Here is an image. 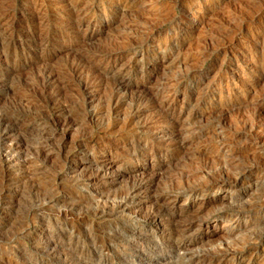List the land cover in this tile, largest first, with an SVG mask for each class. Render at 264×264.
<instances>
[{
    "label": "rangeland",
    "instance_id": "1",
    "mask_svg": "<svg viewBox=\"0 0 264 264\" xmlns=\"http://www.w3.org/2000/svg\"><path fill=\"white\" fill-rule=\"evenodd\" d=\"M17 1L16 0H5V1L0 0V5H1L0 15L3 14L2 16H0V44H1L0 46V93H1L0 94V117H1L0 118V127H1L0 128V132H1L0 133V136H1L0 138V200H1L0 201V264H108V263L109 264L111 263L112 264H129V263L130 264H133V263L134 264H138V263L139 264H178L179 263L180 264L182 261L179 259L181 257L179 255H182L184 253L182 251L176 250L174 244L176 241L178 240L180 241L181 239L185 241L189 246V251L187 255H193V253L195 254L196 252H197L196 254H199V253L206 254L207 253L211 255V251H213L215 248L218 250L217 246L218 247L221 246L220 249L223 247L221 250L223 249L227 251L230 250L229 252H236L239 256L241 257L244 256L243 264H264V215H263L264 203L262 204L258 203L259 197L264 193L263 192L264 191V142H262L263 137H264V113H263L264 112V55H263L264 54V18H263L264 17V5H263L264 0L263 1L262 0H138L139 2L137 6L130 9L129 12H127V14L122 15V17H121L120 12H115L114 10H110L111 13H109L107 16L104 15L103 9L106 7L110 8L117 0H109V1L108 0H95V1L91 0L89 6L93 2L91 6L98 8L99 12L97 14L98 16L97 20L94 21L95 24L93 23V25L88 30H87L86 24L83 25L80 29L76 28V25H74L75 20L71 18L70 14H68L66 7L60 8L59 6L54 7L53 5H49L45 7L44 10L39 12V8H40L39 5H40V2H42L43 0H27V1L17 0ZM86 1L87 0H85L84 4H86ZM256 6L258 8H256ZM12 7L15 9H13ZM259 9H262V10H259ZM249 11H251V13ZM237 13H242V14L237 15ZM254 13H256L257 15H255ZM157 14L161 15L164 19L161 18V16ZM155 15L156 17L158 16L160 20H158L159 18H156ZM252 16L254 19L252 18ZM92 17L93 15L91 16V18ZM247 17H249L250 19ZM101 18L103 20H101ZM135 21L140 22V23L143 22V24L145 25L142 26L143 25L142 24V25H138L137 27L135 24H132ZM150 21H153L152 24L154 23L155 25L154 24L151 25ZM156 21L161 24L157 23ZM239 21L241 22V24L240 23L238 24ZM11 22L14 24H12ZM9 24H10V27H9ZM156 24H158L159 27L156 26ZM146 25L147 27L145 28ZM136 27L137 29H135ZM132 28L133 30H131ZM43 31H46V32H43ZM83 33L84 35H82ZM133 33H134V36H133ZM16 34L19 36H17ZM120 35H122L123 37ZM39 38H42V39H39ZM37 39H39L40 41ZM139 39H141L140 40L141 42H139ZM113 41H115L117 45L115 44V42L113 43ZM82 42L83 44L86 43L84 45V48L82 47L83 45L80 46ZM129 42L130 44H128ZM18 43L20 46L18 45ZM109 43H110V46L108 45L109 46L108 47L107 44ZM124 43H125V46H124ZM136 43L138 47L136 46ZM141 43L143 45H139ZM4 44H5V47H4ZM40 44H42L41 47L43 49L40 47ZM165 45L167 46L165 47ZM104 46L106 48H104ZM96 47L97 48L99 47V48L96 49ZM101 48L102 50H100ZM120 49H122V51H120ZM161 49L163 51H161ZM101 51L103 52L105 51V53L102 52L101 54ZM92 52H94L93 53L94 55L92 54ZM30 53L32 56L30 55ZM112 56L118 57L116 67L123 69L124 74L125 73L128 74V75L127 74L125 75L126 77L125 80H126L127 88H129L131 92L136 91L134 92L136 94H139L141 92L143 94H149L152 92H156L159 86H161V84L163 83L161 81H164L165 78L166 80H170L171 85L169 89L172 90L174 88L177 90V96H176L177 99L174 103H172L171 111H170L171 112L170 115L171 114L172 115L169 118H172V121L177 118L178 126H181L182 124H186L178 128L180 129V132L183 134V136H186V137L189 136L190 143L188 144V148L187 150H185L183 156H185V158H189V160L191 159L190 161H187L184 159H183L184 161H181V160L179 161L177 157V158H174L173 161H170L169 163H167V156L171 154L170 153L171 151L169 147L167 146V143L166 144L164 143L166 142V138L163 137L166 134L165 129L167 125L164 124L166 122H162V123L153 122L152 118L154 117L153 115L154 111H150V112L147 111L148 113L144 112L139 118H137L138 119L137 122L139 121L138 123H140V125H143L144 123H146L145 120H147V126H143L145 128V132H144L145 134L141 133L136 137L131 136V134L126 131L119 130L120 126L107 133L104 131V129H102L103 127H101L100 121L93 120V121H89V123L88 122L86 123L84 121L86 114L88 112H93L97 108L96 105H98V107L101 105L102 106L107 105L105 104L108 102V99H109L107 95L109 94V91L111 92V89H108V87L110 88L113 86V80L110 79L111 78L110 75L105 74V70L109 62L108 58ZM4 58H6V60ZM84 58L86 59V61L83 60ZM129 58H131V60ZM82 60L85 62H83ZM40 62L44 63V65L42 64L40 65ZM47 63L50 65L51 68L49 67ZM71 64L72 65L74 64V65L71 66ZM95 64H98V65H95ZM2 65L4 66L2 67ZM82 65L87 71L83 67H81ZM109 65L112 66L113 63H110ZM66 66L68 67L65 68ZM69 66L71 69L69 68ZM74 66L75 68H73ZM91 66L93 68L95 66L96 67L93 70ZM56 67H58L59 69ZM42 68L46 70H43ZM62 68H63L64 73L62 72ZM137 68H141V69L137 70ZM10 69H12V71ZM70 72H73V73H70ZM87 72L88 73L90 72V73L88 74ZM96 72H98V74ZM130 72L132 73V75ZM49 73L50 75H48ZM181 73L183 74V76L181 75ZM12 74H16V75H13L12 77L11 76ZM58 74L59 76H56ZM61 74H63V76ZM71 75H73L74 79L72 78ZM87 75L89 76L86 77ZM49 76H52V78L54 79L53 84L48 83ZM54 76L56 78L60 77V79L56 80ZM80 76H83V77L85 76V77L81 78ZM90 76L92 77L90 78ZM95 77H97L101 83L99 82L98 79H95ZM92 78L94 81L92 80ZM37 79L41 82H39ZM75 79L77 81H75ZM42 81L44 82L46 81V82L44 83ZM103 82L104 83L106 82L105 84H108L109 86H106ZM85 83L86 84L87 83L96 84V85L98 84L97 89L95 90V92H93L94 94L88 93ZM172 83L175 85H173ZM35 84H37L36 85L37 87H35ZM30 85L31 87L34 86V89L30 87L29 88L30 91H28L29 89L26 90L27 86L29 87ZM156 85L158 86V88ZM38 86H40V88ZM11 88H12V91H11ZM57 88H58V91H57ZM59 88H61L63 92H60L61 89ZM52 89L53 91L56 92V94L55 92L53 93ZM65 89H67L66 90L67 92L65 91ZM71 89L72 91L75 90L74 93H72ZM44 90H46L47 94L44 93L45 92ZM104 91H106L107 93L105 94ZM97 92H99V94ZM36 93L38 95H36ZM203 93H205V95ZM104 94L108 98L107 101H106L105 96H103ZM66 95H68L69 97ZM78 95L79 96L81 95L82 98L80 96L81 99H78ZM59 96H61V98ZM63 96H65L67 100L64 99L65 97ZM20 97L21 98L24 97V98L21 99ZM62 97L64 100L68 101L69 103L64 101ZM97 97H100V98H97ZM56 98L58 99V101L62 102L64 105L61 103L63 106L56 107L58 106L57 105L58 101ZM74 98H76L77 100ZM35 99H37L38 101ZM97 99H99V101L100 100L102 101L99 102ZM22 100L24 104H22L21 106ZM74 100L76 101V103ZM90 100L92 102H90ZM28 101H29V105L27 107ZM52 102L53 103L55 102L56 105L55 103L53 104ZM127 102L131 103L130 98H129V101ZM130 103L128 105H131ZM169 103L170 101H168L166 105H168ZM33 104H35L37 109L33 107ZM68 104L71 106H69ZM53 105L55 106V109ZM51 106H53V109ZM80 106H82L84 110ZM62 108H65L67 110L63 111V115L62 114L59 115L61 113L60 110H62ZM121 109L123 110H121V113H119V115L121 114L122 116H125L124 114L127 115L126 112L131 111V107L129 106L126 107V105H124ZM53 111L54 113H52ZM69 111L72 113V115L71 113H69ZM243 112L245 115L243 114ZM246 112H248V114ZM255 112H258L260 116L257 117L255 122L251 121L252 122L251 123L249 122L250 121L249 119L253 116V113ZM11 114H14V116ZM8 115L10 116L11 120L9 119ZM40 115H42L41 118L38 117ZM68 115L70 116V118H68ZM71 117L72 118L74 117L73 120L76 119L77 123L74 126H72V128L67 129L68 132H66L65 130H63L64 125L62 126V124H63V121L66 119L72 120ZM79 117H82L84 119L82 120V124L80 123L82 118L80 119ZM239 117H242V118H239ZM6 118L8 121L6 120ZM63 118L65 119L63 120ZM54 120L56 122H54ZM3 121H4V125L3 123H1ZM9 122H11L10 123L11 126ZM95 122L96 123L98 122L99 124L98 123L96 124ZM151 123L153 124L151 125ZM232 123L235 126H233ZM49 124H52L55 127V129L52 125H49ZM157 124L160 126H158ZM77 125L78 126L80 125L79 126L80 129L77 127ZM8 126L10 127L13 126V127L10 129V127L7 128ZM81 129H84L85 131L83 130L81 131ZM146 129L149 131V133ZM1 130L4 132L2 133ZM188 131H190V133ZM13 132L15 134H19V133L20 134L17 135L18 136L17 137L15 136ZM61 133H62V136H61ZM86 133H89V134H86ZM157 134L159 136H157ZM45 135L48 137L50 142L48 141ZM150 135L155 136L154 138H155L156 143H154V146L151 145L152 143H150L149 145L145 143L146 137L149 138ZM253 136H255L256 139ZM16 138L18 139L16 140ZM54 138L56 139L54 140ZM71 138L72 139L74 138V139L72 140ZM209 139H211L212 141ZM46 141H48L50 145ZM55 141L56 142L61 141L58 144H55L57 145L55 146L56 148L54 147V144H52V143H56ZM159 142H162V143H159ZM223 142L224 143L227 142L225 143L226 145ZM3 143H5V145ZM13 144L15 145L13 146ZM69 144H71L73 147L71 145L69 146ZM82 144L84 146H82ZM113 144L116 146H114ZM4 146H5V149H4ZM220 146L221 148H219ZM67 147L68 149L70 147L74 149L71 148L69 149L70 151L68 152ZM117 147H119V149ZM151 148L155 149V151L157 150L159 152V155L154 156L151 152ZM217 148L220 150L218 151ZM56 149L60 152L59 153L56 152L57 151ZM93 151H95L96 153ZM12 152L15 154L14 156ZM204 154L205 155L208 154L207 156L208 159H206V156ZM188 155H190L191 157ZM216 155L218 156L217 158H216ZM10 156H13V157H11L10 159ZM15 156H18V157H15ZM210 156L211 158H209ZM106 157H110L114 162L113 166L111 167V171L116 172L117 169L120 171H117L118 173L114 172V174H109L104 178H98L96 177V175L98 174L100 165L106 162ZM201 157L204 160H202ZM8 159H10V161ZM15 159L17 160L18 163L16 162ZM156 159L159 161H157ZM177 159H178V162H177ZM195 159L197 161H195ZM205 159L208 160V162ZM210 159L211 160L214 159L212 160L214 161L213 164ZM216 160H218L220 163L218 164L217 163L218 161ZM186 161L189 162V165H187L186 167L187 168L189 167L190 169L185 168V166L180 168V165L182 166L184 162L185 164L187 163ZM191 161H194L193 162L194 164H191ZM198 161L199 163H197ZM58 164L59 165L61 164V165L59 166ZM204 164L207 167L209 166L208 169ZM221 164L222 165L226 164L224 167L226 168V171L227 170L229 171L227 172L229 173L228 177L231 179V181H233L234 179L240 180V183L238 187L236 188L237 190L230 189L229 191V188H227V190L221 189V191L219 190L216 192L207 193L205 197L203 196L200 199H195L196 200L195 202L191 200L187 201V195L184 192H182L181 189L185 188L184 186L193 187L199 184H201V186L205 185V182L209 181L208 178L211 179L213 177L212 171L215 172L217 168L219 169L223 167L221 166ZM7 165H10V166H7ZM178 165H179V168H178ZM193 165L195 166L196 169L194 168ZM213 165L215 167H213ZM218 165L220 166L218 167ZM227 165L229 167H226ZM192 166H193V169H191ZM169 167H172V169ZM197 167L201 168V172H200V169H197ZM7 168L9 169L7 170ZM213 168H216V169H213ZM230 168L232 169L230 170ZM252 168H258L259 170L263 169V171L254 172L251 174L250 171ZM152 169L156 174L159 173L157 174L158 177L156 176L155 182L150 185L151 188L148 189V191L141 192L140 195L135 196L136 208H133L132 210H130V212L129 211L120 212L118 209L111 208V205L113 203L114 204L112 205V207H114L116 202L121 201L122 198L125 197V195L129 191L127 187L131 188L132 186L130 185H133L131 184L133 183L132 181L133 179H136L140 175V173L143 171H145L146 175L149 176L150 171ZM166 169L169 171H167ZM193 170L195 171L193 172ZM180 171L181 172L183 171L184 173L183 172L181 173ZM209 171L211 174L209 173ZM162 173L164 174V176ZM88 174L89 175L91 174V176H89L90 178L88 177ZM10 175L12 176V178L10 177ZM200 175L202 176L205 175L207 176V178L205 176L204 177L206 179L203 177H200ZM194 176H196V178H194ZM170 177L171 179H169ZM182 179H184L183 180L184 182H182ZM198 179L200 180L198 181ZM130 180L132 181L131 183H130ZM178 180L180 182H178ZM185 180L186 182L188 181L189 182L185 184ZM17 181H19L20 183L19 182L17 183ZM194 181L197 183H195ZM202 181H204V183ZM175 182L177 184L179 183L180 184L177 185ZM168 183L171 185H169ZM180 185H184V186L181 187ZM175 188L179 190L176 191ZM104 193H108L109 195L108 194L106 195ZM115 195H117L118 197ZM164 197L170 198V200L174 198L175 200L172 199L173 204H171V203H168L167 201L166 202L162 201ZM118 198L119 199L121 198V199L119 200ZM158 198H161V199H158ZM105 199L106 201H108L107 203ZM156 199L159 200L158 202L159 204L161 203L163 205L162 206L164 207L163 209L169 210L168 213H170L173 216V218L176 221V226L181 228L180 230L182 232L181 231L175 232L174 229L168 227L169 226L168 222L171 216L167 215V213H166V216H164L163 225L158 226L157 228L150 226L148 223L144 221L145 219L143 217L139 218L140 216L138 217L137 215L133 213V211L137 210V208H140V215L142 216L141 212L143 213L148 212L149 210H152V208L158 209L157 205L159 204L157 202H154L156 201ZM96 200L99 202H97ZM103 200L105 201L106 204L103 202ZM110 201H112V203ZM139 201H140V204H138ZM85 202L88 204V207L85 205ZM98 204L100 206H98ZM246 204L252 205L253 209L245 208ZM65 205H66V209H65ZM59 206L61 207L59 208ZM101 206L104 208H102ZM227 206L229 208H227ZM83 207H85V209ZM212 207H213V210H212ZM93 208H96V209H93ZM109 208L112 210L114 209V211L110 210ZM196 208H199V209H196ZM238 208L239 210H242V212L244 213L241 218H238L235 213L238 211ZM92 209L93 211H91ZM103 209L106 212L105 214H102L104 212ZM178 212L179 213L182 212V214L178 215ZM92 213H95L96 215ZM119 213L122 214V217H120L121 214ZM124 214L128 218L125 217ZM133 214L136 217H134ZM185 215L186 217L188 216V218H186ZM71 217H73V219ZM234 218H237V219H234ZM137 219L138 220L141 219L142 222L139 220L140 222L139 224ZM185 219L187 220L185 221ZM72 221H74L73 222L74 225L72 224ZM180 222L182 224H179ZM185 222H188V223H185ZM108 228H110V231ZM128 228L130 230H128ZM162 230L163 231L166 230V231L162 233L163 232ZM181 235L182 237L183 236L184 237L181 238ZM246 239L249 242L245 241ZM234 240L235 241L237 240V241L235 242ZM231 242L232 243L235 242V244L237 245L232 244ZM244 243L246 244L244 245ZM254 243L255 244L257 243L256 244L257 246ZM238 245L241 248L242 247L243 248L237 249L236 247H239ZM159 246L160 248H157ZM224 246L226 248H224ZM57 247H60V248H57ZM190 248H193V249H190ZM237 250H240V251H237ZM216 251L214 250L213 252H216ZM99 252L100 254L102 252V254L100 255ZM178 252H181V253L178 254ZM99 255L101 257H98ZM102 256H103V259H101ZM229 264H231V262H229Z\"/></svg>",
    "mask_w": 264,
    "mask_h": 264
},
{
    "label": "bare ground",
    "instance_id": "2",
    "mask_svg": "<svg viewBox=\"0 0 264 264\" xmlns=\"http://www.w3.org/2000/svg\"><path fill=\"white\" fill-rule=\"evenodd\" d=\"M5 1V0H4ZM17 1V0H16ZM27 1V0H26ZM95 1V0H94ZM109 1V0H108ZM107 1V2H108ZM263 1V0H262ZM31 2V1H30ZM37 2V1H36ZM84 2H85V0H43L42 2H40V5H39V12H41L42 10H44V8L45 7H47V6H49V5H53L54 7H66V9H67V11H68V14H70V16H71V18H73L74 20H75V24L74 25H76V28L77 29H80L83 25H85L86 24V26H87V30L93 25V23H94V21H96L97 20V18H98V16H97V14H98V8H96V7H92L91 5H92V3H91V5L89 6V4H90V2H91V0H87L86 1V4H84ZM112 2V1H111ZM138 0H117L110 8L108 7H106V8H104L103 9V11H104V15L105 16H107L109 13H111V11L110 10H114L115 12H120L121 13V17H122V15H124V14H127V12H129V10L130 9H132V8H134V7H136L137 6V4H138ZM149 2V1H148ZM264 2V1H263ZM3 3V2H2ZM11 3V2H10ZM9 3V4H10ZM17 3H18V1H17ZM29 3V2H28ZM109 3V2H108ZM12 4H14V3H12ZM32 4V3H31ZM34 4H36V3H34ZM168 4V3H167ZM260 4V3H259ZM3 5V4H2ZM6 5H8V4H6ZM11 5V4H10ZM16 5V4H15ZM18 5V4H17ZM175 5H176V3H175ZM251 5V4H250ZM264 5V4H263ZM262 5V6H263ZM1 6V5H0ZM35 6V5H34ZM105 6V5H104ZM165 6V5H164ZM168 6V5H167ZM252 6V5H251ZM257 6H259V5H257ZM256 6V8H258ZM14 7H16V6H14ZM18 7V6H17ZM28 7V6H27ZM249 7V6H248ZM3 8V7H2ZM6 8V7H5ZM8 8V7H7ZM13 8V7H12ZM35 8V7H34ZM49 8V7H48ZM139 8V7H138ZM191 8V7H190ZM11 9V8H10ZM10 9H8V10H10ZM13 9H15V8H13ZM23 9V8H22ZM56 9H58V8H56ZM137 9V8H136ZM140 9V8H139ZM2 10V9H1ZM4 10V9H3ZM251 10H252V8H251ZM255 10V9H254ZM259 10H262V9H259ZM7 11V10H6ZM48 11V10H47ZM51 11V10H50ZM164 11V10H163ZM242 11V10H241ZM244 11H246V10H244ZM3 12V11H2ZM196 12V11H195ZM250 13H251V11H249ZM248 12V13H249ZM254 12V11H253ZM12 13V12H11ZM14 13V12H13ZM24 13H26V12H24ZM35 13H37V12H35ZM45 13H47V12H45ZM62 13V12H61ZM66 13V12H65ZM169 13V12H168ZM243 13V12H242ZM242 13H237V15L239 14V15H241ZM48 14H50V13H48ZM52 14V13H51ZM100 14V13H99ZM154 14V13H153ZM163 14H165V13H163ZM234 14V13H233ZM255 15H257L256 13H254ZM253 14V15H254ZM3 15V14H2ZM2 15H0V16H2ZM5 15V14H4ZM27 15V14H26ZM40 15H42V14H40ZM45 15V14H44ZM56 15V14H55ZM93 15V17L91 18V16ZM113 15V14H112ZM130 15V14H129ZM157 15H159V14H157ZM16 16V15H15ZM20 16V15H19ZM28 16V15H27ZM49 16V15H48ZM104 16V17H105ZM144 16H146V15H144ZM154 16V15H153ZM159 16H161V15H159ZM232 16V15H231ZM11 17V16H10ZM13 17V16H12ZM29 17V16H28ZM38 17V16H37ZM37 17H36V19H37ZM43 17V16H42ZM62 17V16H61ZM110 17H111V15H110ZM155 17H156V15H155ZM165 17V16H164ZM171 17V16H170ZM236 17V16H235ZM238 17V16H237ZM34 18V17H33ZM48 18V17H47ZM156 18H159L158 16L156 17ZM155 18V19H156ZM161 18H163L162 16H161ZM247 18H249V17H247ZM252 18H253V16H252ZM264 18V17H263ZM154 19V20H155ZM164 19V18H163ZM202 19V18H201ZM250 19V18H249ZM248 19V20H249ZM254 19V18H253ZM5 20V19H4ZM35 20V19H34ZM53 20V19H52ZM101 20H103L102 18H101ZM138 20V19H137ZM145 20V19H144ZM152 20V19H151ZM158 20H160V18L158 19ZM167 20V19H166ZM168 20H169V18H168ZM239 20V19H238ZM252 20V19H251ZM250 20V21H251ZM10 21V20H9ZM15 21V20H14ZM258 21H259V19H258ZM262 21V20H261ZM3 22V21H2ZM49 22V21H48ZM50 22H52V21H50ZM66 22V21H65ZM108 22V21H107ZM146 22V21H145ZM151 22V25H153L152 24V22L153 21H150ZM157 22V21H156ZM163 22V21H162ZM237 22V21H236ZM252 22V21H251ZM254 22V21H253ZM10 23V22H9ZM12 23V22H11ZM39 23V22H38ZM64 23V22H63ZM122 23V22H121ZM147 23V22H146ZM157 23H159V22H157ZM167 23H168V21H167ZM172 23V22H171ZM241 24V22L239 21L238 22V24ZM6 24V23H5ZM4 24V25H5ZM12 24H14V23H12ZM42 24V23H41ZM40 24V25H41ZM48 24V23H47ZM73 24V23H72ZM95 24V23H94ZM107 24V23H106ZM132 24H135L137 27H138V25H142L143 24V22L142 23H140V22H133ZM148 24V23H147ZM159 24H161V23H159ZM235 24V23H234ZM8 25V24H7ZM32 25V24H31ZM67 25V24H66ZM128 25V24H127ZM131 25V24H130ZM145 24H143L142 26H144ZM155 25V24H154ZM166 25V24H165ZM233 25V24H232ZM29 26V25H28ZM62 26V25H61ZM101 26V25H100ZM119 26V25H118ZM129 26V25H128ZM156 26H158V24H156ZM202 26V25H201ZM8 27V26H7ZM9 27H10V24H9ZM8 27V28H9ZM11 27H13V26H11ZM47 27H48V25H47ZM52 27V26H51ZM51 27H49V28H51ZM121 27H122V25H121ZM124 27H125V25H124ZM123 27V28H124ZM137 27L135 28V29H137ZM147 27V25L145 26V28ZM159 27V26H158ZM176 27V26H175ZM54 28V27H53ZM94 28V27H93ZM149 28V27H148ZM14 29V28H13ZM19 29V28H18ZM29 29V28H28ZM28 29H27V31H28ZM38 29H40V28H38ZM41 29H43V28H41ZM61 29V28H60ZM73 29V28H72ZM97 29V28H96ZM130 29V28H129ZM151 29H152V27H151ZM151 29H149V30H151ZM6 30V29H5ZM9 30V29H8ZM37 30V29H36ZM45 30V29H44ZM131 30H133V28L131 29ZM210 30V29H209ZM238 30V29H237ZM17 31V30H16ZM26 31V30H25ZM64 31V30H63ZM73 31V30H72ZM139 31V30H138ZM235 31V30H234ZM10 32H11V30H10ZM43 32H46V31H43ZM56 32V31H55ZM70 32V31H69ZM83 32V31H82ZM92 32H93V30H92ZM126 32V31H125ZM142 32V31H141ZM212 32V31H211ZM236 32V31H235ZM234 32V33H235ZM6 33V32H5ZM27 33H29V32H27ZM42 33V32H41ZM47 33H48V31H47ZM62 33V32H61ZM74 33V32H73ZM72 33V34H73ZM119 33V32H118ZM129 33V32H128ZM198 33V32H197ZM209 33V32H208ZM38 34H39V32H38ZM52 34V33H51ZM78 34V33H77ZM86 34V33H85ZM120 34V33H119ZM131 34V33H130ZM143 34V33H142ZM146 34V33H145ZM17 35V34H16ZM20 35H21V33H20ZM24 35V34H23ZM44 35H45V33H44ZM63 35V34H62ZM82 35H84V33L82 34ZM11 36H12V34H11ZM17 36H19V35H17ZM72 36V35H71ZM91 36V35H90ZM120 36H122V35H120ZM126 36V35H125ZM124 36V37H125ZM131 36V35H130ZM133 36H134V33H133ZM234 36V35H233ZM10 37V36H9ZM8 37V38H9ZM14 37V36H13ZM44 37V36H43ZM42 37V38H43ZM83 37V36H82ZM123 37V36H122ZM145 37V36H144ZM144 37H143V39H144ZM177 37V36H176ZM196 37H198V36H196ZM205 37V36H204ZM215 37V36H214ZM7 38V39H8ZM24 38H25V36H24ZM29 38V37H28ZM27 38V39H28ZM32 38V37H31ZM36 38V37H35ZM42 38H39V39H42ZM76 38V37H75ZM116 38V37H115ZM169 38V37H168ZM171 38H173V37H171ZM213 38V37H212ZM4 39H6V38H4ZM13 39V38H12ZM39 39H37V40H39ZM48 39V38H47ZM46 39V40H47ZM55 39V38H54ZM68 39V38H67ZM83 39V38H82ZM121 39V38H120ZM125 39V38H124ZM136 39V38H135ZM149 39V38H148ZM21 40V39H20ZM69 40V39H68ZM73 40V39H72ZM130 40V39H129ZM128 40V41H129ZM137 40V39H136ZM141 39H139V42H141L140 41ZM169 40V39H168ZM218 40V39H217ZM258 40V39H257ZM2 41V40H1ZM13 41V40H12ZM33 41V40H32ZM40 41V40H39ZM49 41V40H48ZM52 41V40H51ZM127 41V40H126ZM220 41V40H219ZM263 41V40H262ZM5 42V41H4ZM22 42V41H21ZM24 42V41H23ZM44 42V41H43ZM61 42V41H60ZM79 42V41H78ZM111 42V41H110ZM115 41H113V43H114ZM123 42V41H122ZM167 42V41H166ZM217 42V41H216ZM30 43V42H29ZM33 43V42H32ZM49 43V42H48ZM53 43V42H52ZM76 43V42H75ZM144 43V42H143ZM175 43V42H174ZM179 43V42H178ZM212 43V42H211ZM210 43V44H211ZM6 44V43H5ZM5 44H4V47H5ZM8 44V43H7ZM11 44V43H10ZM23 44V43H22ZM86 44V43H85ZM85 44H83V42H82V44L80 45V46H82L83 48H84V45ZM87 44H88V42H87ZM90 44V43H89ZM115 44H116V42H115ZM128 44H130V42L128 43ZM166 44V43H165ZM168 44V43H167ZM15 45V44H14ZM18 45H19V43H18ZM17 45V46H18ZM41 45L42 44H40V47H41ZM46 45V44H45ZM110 46V43L109 44H107V46ZM117 45V44H116ZM119 45V44H118ZM127 45V44H126ZM139 45H143L142 43L141 44H139ZM217 45V44H216ZM220 45V44H219ZM0 46H1V44H0ZM20 46V45H19ZM28 46V45H27ZM44 46V45H43ZM78 46V45H77ZM76 46V47H77ZM79 46V47H80ZM87 46V45H86ZM103 46V45H102ZM108 46V47H109ZM124 46H125V43H124ZM130 46V45H129ZM136 46H137V43H136ZM163 46V45H162ZM161 46V47H162ZM167 45H165V47H166ZM173 46H175V45H173ZM207 46V45H206ZM221 46V45H220ZM223 46V45H222ZM225 46V45H224ZM15 47V46H14ZM38 47V46H37ZM49 47V46H48ZM62 47H63V45H62ZM78 47V48H79ZM114 47V46H113ZM131 47V46H130ZM138 47V46H137ZM20 48V47H19ZM42 48V47H41ZM45 48H46V46H45ZM54 48V47H53ZM65 48V47H64ZM99 48V47H98ZM97 47H96V49H98ZM104 48H106L105 46H104ZM127 48H128V46H127ZM132 48H133V46H132ZM155 48V47H154ZM219 48V47H218ZM228 48V47H227ZM4 49V48H3ZM24 49V48H23ZM33 49V48H32ZM43 49V48H42ZM41 49V50H42ZM77 49V48H76ZM95 49V48H94ZM108 49V48H107ZM116 49V48H115ZM123 49V48H122ZM122 49H120V51H122ZM126 49V48H125ZM169 49V48H168ZM179 49V48H178ZM216 49V48H215ZM25 50V49H24ZM23 50V51H24ZM81 50V49H80ZM93 50V49H92ZM100 50H102V48L100 49ZM104 50V49H103ZM113 50V49H112ZM117 50H118V48H117ZM165 50V49H164ZM22 51V52H23ZM31 51V50H30ZM89 51V50H88ZM95 51V50H94ZM107 51V50H106ZM124 51V50H123ZM131 51V50H130ZM161 51H163L162 49H161ZM167 51V50H166ZM173 51V50H172ZM21 52V53H22ZM28 52V51H27ZM47 52H48V50H47ZM102 52L103 51H101V54H102ZM108 52V51H107ZM106 52V53H107ZM117 52V51H116ZM177 52V51H176ZM180 52V51H179ZM5 53V52H4ZM6 53H7V51H6ZM13 53H15V52H13ZM12 53V54H13ZM18 53H19V51H18ZM55 53V52H54ZM90 53V52H89ZM94 52H92V54H93ZM103 53H105V51L103 52ZM110 53V52H109ZM148 53V52H147ZM259 53V52H258ZM24 54H25V52H24ZM42 54V53H41ZM40 54V55H41ZM80 54V53H79ZM85 54H86V52H85ZM99 54V53H98ZM135 54V53H134ZM154 54V53H153ZM168 54V53H167ZM262 54V53H261ZM18 55V54H17ZM30 55H31V53H30ZM33 55H34V53H33ZM88 55V54H87ZM90 55V54H89ZM94 55V54H93ZM109 55V54H108ZM264 55V54H263ZM5 56V55H4ZM19 56V55H18ZM32 56V55H31ZM77 56V55H76ZM91 56V55H90ZM97 56V55H96ZM14 57H16V56H14ZM36 57V56H35ZM43 57V56H42ZM95 57V56H94ZM167 57V56H166ZM178 57V56H177ZM257 57V56H256ZM41 58V57H40ZM82 58V57H81ZM121 58V57H120ZM131 58H133V57H131ZM131 58H129L130 60H131ZM187 58V57H186ZM194 58V57H193ZM5 60H6V58H4ZM4 59H2V60H4ZM15 59V58H14ZM25 59H26V57H25ZM39 59V58H38ZM57 59V58H56ZM98 59H100V58H98ZM13 60V59H12ZM28 60V59H27ZM37 60V59H36ZM81 60V59H80ZM79 60V61H80ZM83 60H85L86 61V59L84 58ZM82 60V61H83ZM90 60V59H89ZM108 60H109V62H108V64H107V68H106V70H105V74H107V75H110L111 76V78L110 79H112L113 80V86L112 87H108V89H111V92L109 91V94L107 95L108 96V98L105 96V94L107 93L106 91H104L105 92V94L103 95V96H105V98H106V101H107V99H108V102L107 103H105V104H107V105H104V106H99L98 107V105H96L97 106V108L93 111V112H88L87 114H86V116H85V120L82 118V117H79L80 119H81V121H80V123L82 124V120H84L86 123L88 122L89 123V121H93V120H98V121H100L101 123V127H103L102 129H104V131L105 132H110V131H112L113 129H115V128H117V127H119L120 126V129L119 130H123V131H126V132H128V133H130L131 134V136H133V137H136V136H138L139 134H141V133H144L145 132V128L143 127V126H147V120H145L146 121V123H144L143 125H140V123H138L137 122V118H139L144 112H147V111H154V117L152 118V120H153V122L154 123H162V122H166V123H164V124H166L167 126H166V134L163 136L164 138H166V142H164L165 144L167 143V146L169 147V149H170V155L169 156H167V163H169L170 161H173L174 160V158H177L178 157V159H179V161L181 160V161H184V160H187V161H190L189 160V158H185V156H183L184 155V152H185V150H187V148H188V144L190 143L189 142V136H183V134L180 132V129L178 128V127H181V126H183V125H186V124H182L181 126H178V119L176 118V119H174L173 121H172V118H169L171 115H170V111H171V106H172V103H174L175 101H176V96H177V90L176 89H172V90H170L169 88H170V80H166V78H165V80L164 81H161V82H163L162 84H161V86H159V88H158V86H157V90H156V92H152V93H149V94H143L142 92L141 93H139V94H136V93H134V92H136V91H134V92H131V90H129V88H127V84H126V80H125V75L127 74V73H123V69H121V68H117L116 67V63H117V61H118V57L117 56H112V57H109L108 58ZM40 61V60H39ZM72 61V60H71ZM85 61H83V62H85ZM1 62H3V61H1ZM5 62V61H4ZM24 62V61H23ZM81 62V61H80ZM89 62V61H88ZM107 62V61H106ZM7 63V62H6ZM26 63V62H25ZM30 63V62H29ZM38 63V62H37ZM76 63H78V62H76ZM96 63V62H95ZM99 63V62H98ZM110 63H113V65L112 66H110L109 64ZM125 63V62H124ZM44 65V63H41L40 62V65ZM48 64V63H47ZM46 64V65H47ZM67 64V63H66ZM103 64V63H102ZM101 64V65H102ZM128 64V63H127ZM126 64V65H127ZM171 64V63H170ZM181 64H182V62H181ZM6 65V64H5ZM13 65H14V63H13ZM22 65V64H21ZM26 65V64H25ZM36 65V64H35ZM49 65V64H48ZM69 65V64H68ZM74 65V64H73ZM72 64H71V66H73ZM84 65H86V64H84ZM88 65V64H87ZM95 65H98V64H95ZM124 65V64H123ZM130 65V64H129ZM259 65V64H258ZM4 65H2V67H3ZM7 66V65H6ZM53 66V65H52ZM89 66V65H88ZM138 66V65H137ZM9 67V66H8ZM12 67V66H11ZM49 67H50V65H49ZM68 66H66L65 68H67ZM79 67V66H78ZM81 67H83V65L81 66ZM86 67V66H85ZM90 67V66H89ZM92 67V66H91ZM96 67V66H95ZM94 67V68H95ZM135 67V66H134ZM163 67V66H162ZM188 67V66H187ZM262 67V66H261ZM47 68V67H46ZM51 68V67H50ZM56 68H58V67H56ZM69 68H70V66H69ZM73 68H75V66L73 67ZM84 68V67H83ZM87 68V67H86ZM93 68V67H92ZM94 68H93V70H94ZM102 68V67H101ZM142 68H143V66H142ZM193 68V67H192ZM4 69V68H3ZM43 70H46V69H44V68H42ZM59 69V68H58ZM71 69V68H70ZM79 69V68H78ZM85 69V68H84ZM105 69V68H104ZM138 69H141V68H137V70ZM164 69V68H163ZM197 69V68H196ZM254 69H255V67H254ZM2 70V69H1ZM9 70V69H8ZM11 71H12V69H10ZM54 70H55V68H54ZM60 70H61V68H60ZM86 70V69H85ZM85 70H84V72H85ZM90 70V69H89ZM92 70V71H93ZM97 70V69H96ZM128 70V69H127ZM189 70V69H188ZM252 70H253V68H252ZM10 71V72H11ZM42 71V70H41ZM70 71V70H69ZM68 71V72H69ZM72 71V70H71ZM87 71V70H86ZM131 71V70H130ZM140 71V70H139ZM190 71V70H189ZM188 71V72H189ZM51 72V71H50ZM56 72V71H55ZM62 72H63V68H62ZM74 72V71H73ZM73 72H70V73H73ZM102 72V71H101ZM126 72V71H125ZM129 72V71H128ZM192 72V71H191ZM256 72V71H255ZM254 72V73H255ZM15 73V72H14ZM58 73V72H57ZM64 73V72H63ZM66 73V72H65ZM88 73V72H87ZM90 73V72H89ZM88 73V74H89ZM92 73V72H91ZM97 74H98V72H96ZM95 73V74H96ZM131 73V72H130ZM183 73V72H182ZM181 73V75L183 76V74ZM190 73V72H189ZM9 74V73H8ZM54 74V73H53ZM68 74V73H67ZM93 74V73H92ZM101 74V73H100ZM99 74V75H100ZM173 74V73H172ZM257 74V73H256ZM13 75H16V74H12L11 76L13 77ZM43 75V74H42ZM41 75V76H42ZM48 75H50V73L48 74ZM62 76H63V74H61ZM69 75V74H68ZM67 75V76H68ZM74 75V74H73ZM73 75H71L72 76V78H73ZM78 75V74H77ZM83 75V74H82ZM85 75H86V73H85ZM128 75V74H127ZM131 75H132V73H131ZM185 75V74H184ZM5 76V75H4ZM39 76V75H38ZM40 76V77H41ZM53 76V75H52ZM52 76H49L48 77V83H50V84H53V82H54V79L52 78ZM56 76H59V74L58 75H56ZM89 75H87L86 77H88ZM104 76V75H103ZM142 76V75H141ZM189 76V75H188ZM75 77V76H74ZM81 78L83 77V76H80ZM85 77V76H84ZM83 77V78H84ZM92 76H90V78H91ZM101 77V76H100ZM105 77H107V76H105ZM176 77V76H175ZM186 77V76H185ZM11 78V77H10ZM30 78V77H29ZM45 78V77H44ZM54 78H56L55 76H54ZM67 78V77H66ZM70 78V77H69ZM78 78V77H77ZM76 78V79H77ZM89 78V79H90ZM102 78V77H101ZM100 78V79H101ZM177 78H179V77H177ZM183 78V77H182ZM188 78V77H187ZM8 79V78H7ZM40 79V78H39ZM43 79V78H42ZM41 79V80H42ZM57 79H60V77L59 78H56V80ZM71 79V78H70ZM74 79V78H73ZM72 79V80H73ZM75 79V81H77ZM87 79V78H86ZM86 79H85V81H86ZM95 79H98L97 77H95ZM105 79V78H104ZM107 79V78H106ZM135 79V78H134ZM168 79V78H167ZM3 80H4V78H3ZM32 80V79H31ZM38 80V79H37ZM45 80H47V79H45ZM69 80V79H68ZM67 80V81H68ZM84 80V79H83ZM91 80V79H90ZM92 80H93V78H92ZM99 80V79H98ZM39 81V80H38ZM71 81V80H70ZM74 81V80H73ZM72 81V82H73ZM94 81V80H93ZM92 81V82H93ZM96 81V80H95ZM102 81V80H101ZM104 81V80H103ZM106 81V80H105ZM134 81H136V80H134ZM182 81V80H181ZM9 82V81H8ZM39 82H41V81H39ZM38 82V83H39ZM42 82H44V81H42ZM46 82V81H45ZM44 82V83H45ZM81 82V81H80ZM83 82V81H82ZM99 82H100V80H99ZM111 82V81H110ZM109 82V83H110ZM133 82V81H132ZM37 83V82H36ZM63 83V82H62ZM62 83H61V85H62ZM76 83V82H75ZM78 83V82H77ZM101 83V82H100ZM104 83V82H103ZM106 83V82H105ZM104 83V84H105ZM112 83V82H111ZM110 83V84H111ZM4 84V83H3ZM34 84V83H33ZM40 84H42V83H40ZM64 84V83H63ZM82 84V83H81ZM86 84V83H85ZM103 84V85H104ZM173 84V83H172ZM10 85V84H9ZM27 85V84H26ZM37 84H35V87H37L36 86ZM39 85V84H38ZM47 85V84H46ZM65 85H67V84H65ZM76 85V84H75ZM74 85V86H75ZM98 85V84H97ZM96 84H90V83H87L86 84V89H87V91H88V93L89 94H94L93 92H95V90L97 89V86ZM100 85V84H99ZM106 86H109L108 84H105ZM173 85H175V84H173ZM55 86H56V84H55ZM58 86V85H57ZM82 86V85H81ZM111 86V85H110ZM5 87V86H4ZM7 87H8V85H7ZM31 87V85L28 87L27 86V89L26 90H28L29 88ZM39 88H40V86H38ZM42 87V86H41ZM47 87V86H46ZM50 87V86H49ZM59 87H61V86H59ZM72 87V86H71ZM85 87V86H84ZM10 88V87H9ZM31 88H33L34 89V86L33 87H31ZM65 88H66V86H65ZM69 88V87H68ZM3 89V88H2ZM6 89V88H5ZM14 89V88H13ZM42 89H44V88H42ZM49 89V88H48ZM59 89H61V88H59ZM76 89V88H75ZM132 89V88H131ZM38 90H40V89H38ZM47 90V89H46ZM46 90H44L45 92L44 93H46ZM50 90V89H49ZM49 90H48V92H49ZM67 89H65V91H66ZM69 90V89H68ZM9 91V90H8ZM11 91H12V88H11ZM28 91H30V89L28 90ZM34 91V90H33ZM52 91H53V89H52ZM57 91H58V88H57ZM60 91V90H59ZM64 91V92H65ZM71 91H72V89H71ZM75 91V90H74ZM74 91H72V93H74ZM84 91V90H83ZM27 92V91H26ZM25 92V93H26ZM40 92V91H39ZM55 91H53V93H54ZM60 92H63L62 91V89H61V91ZM67 92V91H66ZM150 92V91H149ZM205 92V91H204ZM17 93V92H16ZM29 93V92H28ZM34 93V92H33ZM41 93H42V91H41ZM52 93V94H53ZM84 93V92H83ZM88 93H87V95H88ZM98 94H99V92H97ZM103 93V92H102ZM188 93V92H187ZM1 94V93H0ZM5 94V93H4ZM31 94V93H30ZM47 94V93H46ZM50 94V93H49ZM48 94V95H49ZM52 94H51V96H52ZM55 94H56V92H55ZM57 94H58V92H57ZM62 94V93H61ZM68 94V93H67ZM77 94V93H76ZM101 94V93H100ZM132 94V95H131ZM136 94V95H135ZM201 94V93H200ZM204 95H205V93H203ZM3 95V94H2ZM22 95V94H21ZM36 95H38L37 93H36ZM59 95H60V93H59ZM65 95V94H64ZM102 95V94H101ZM34 96H35V94H34ZM40 96V95H39ZM42 96V95H41ZM46 96V95H45ZM50 96V95H49ZM55 96V95H54ZM66 96H68V95H66ZM71 96V95H70ZM73 96H75V95H73ZM81 96V95H80ZM80 96L78 95V99H81L82 98V96H81V98H80ZM94 96H96V95H94ZM31 97V96H30ZM43 97V96H42ZM60 98H61V96H59ZM59 97H58V99H59ZM63 97H65V96H63ZM63 97H62V99H63ZM69 97V96H68ZM101 97V96H100ZM100 97H97V98H100ZM202 97V96H201ZM21 98V97H20ZM24 98V97H23ZM23 98H21V99H23ZM34 98V97H33ZM37 98V97H36ZM39 98V97H38ZM48 98V97H47ZM51 98H53V97H51ZM102 98V97H101ZM104 98V97H103ZM129 98H130V101H131V105H128L129 103L127 102V101H129ZM199 98V97H198ZM26 99V98H25ZM50 99V98H49ZM57 99V98H56ZM58 99H57V101H58ZM64 99H66V97L64 98ZM63 99V100H64ZM74 99H76V98H74ZM35 100H37V99H35ZM35 100H34V102H35ZM45 100V99H44ZM46 100H48V99H46ZM54 100V99H53ZM67 100V99H66ZM66 100H64V101H66ZM68 100H70V99H68ZM77 100V99H76ZM83 100V99H82ZM88 100V99H87ZM86 100V101H87ZM92 100V99H91ZM90 100V102H92ZM98 101H99V99H97ZM204 100V99H203ZM30 101V100H29ZM29 101L26 103L27 104V107H28V105H29ZM38 101V100H37ZM41 101V100H40ZM43 101V100H42ZM57 101H55V102H57ZM62 101V100H61ZM75 101V100H74ZM84 101V100H83ZM100 101H102V100H100ZM99 101V102H100ZM168 101H170V103L168 104V105H166L167 104V102ZM20 102H21V100H20ZM54 102V103H55ZM66 102H68V101H66ZM65 102V103H66ZM71 102V101H70ZM39 103V102H38ZM53 103V102H52ZM53 103V104H54ZM62 102H60V101H58V106H56V107H61V106H63L62 104H61ZM69 103V102H68ZM75 103H76V101H75ZM77 103H78V101H77ZM80 103V102H79ZM98 103V102H97ZM96 103V104H97ZM128 103V104H127ZM22 104H24L23 103V100H22V103H21V106H22ZM36 104V103H35ZM35 104H33V107H35L36 108V106H35ZM43 104V103H42ZM67 104V103H66ZM70 104H72V103H70ZM84 104V103H83ZM95 104V103H94ZM100 104V103H99ZM102 104V103H101ZM250 104H251V102H250ZM55 105H56V103H55ZM69 105V104H68ZM74 105H76V104H74ZM74 105H73V107H74ZM87 105V104H86ZM92 105V104H91ZM124 105H126V107H131V111H128V112H126L125 110L126 109H128V108H126L124 111L127 113V115L126 114H124L125 116H122L121 114L119 115V113H121V110H123V109H121ZM128 105V106H127ZM197 105V104H196ZM31 106V105H30ZM29 106V107H30ZM42 106V105H41ZM54 106V105H53ZM53 106H51L52 107V109H53ZM69 106H71V105H69ZM26 107V106H25ZM50 107V106H49ZM80 107H82V106H80ZM80 107H79V109H80ZM88 107V106H87ZM234 107V106H233ZM232 107V108H233ZM42 108H44V107H42ZM69 108V107H68ZM180 108H182V107H180ZM231 108V109H232ZM28 109V108H27ZM37 109V108H36ZM35 109V110H36ZM39 109H41V108H39ZM48 109V108H47ZM52 109H51V111H52ZM54 109H55V106H54ZM61 109V108H60ZM71 109V108H70ZM82 109H83V107H82ZM91 109V108H90ZM93 109V108H92ZM253 109H255V108H253ZM262 109V108H261ZM41 110H43V109H41ZM65 110H67V109H65V108H62V110H60L61 111V113L59 114V115H63V111H65ZM69 110V109H68ZM72 110V109H71ZM75 110V109H74ZM84 110V109H83ZM18 111V110H17ZM38 111V110H37ZM73 111V110H72ZM76 111V110H75ZM80 111V110H79ZM86 112V111H85ZM123 112V111H122ZM11 113H13V112H11ZM17 113V112H16ZM15 113V114H16ZM52 113H54V111L52 112ZM65 113H67V112H65ZM69 113H71L70 111H69ZM79 113V112H78ZM77 113V114H78ZM105 113H106V115H105ZM148 113V112H147ZM151 113H153V112H151ZM247 114H248V112H246ZM250 113V112H249ZM264 113V112H263ZM9 114V113H8ZM24 114H25V112H24ZM50 114V113H49ZM58 114V113H57ZM73 114H75V113H73ZM150 114V113H149ZM243 114H244V112H243ZM246 114V115H247ZM2 115V114H1ZM7 115V114H6ZM6 115H4V116H6ZM10 115V114H9ZM8 115V116H9ZM11 115H13L14 116V114H11ZM36 115V114H35ZM53 115V114H52ZM55 115H56V113H55ZM71 115H72V113H71ZM81 115V114H80ZM83 115H85V114H83ZM145 115V114H144ZM242 115V114H241ZM245 115V114H244ZM3 116V115H2ZM16 116V115H15ZM47 116V115H46ZM67 116V115H66ZM74 116V115H73ZM105 116V117H104ZM115 116V117H114ZM179 116V115H178ZM240 116V115H239ZM258 116H260L259 115V113L258 112H255V113H253V116L249 119L248 117V119L250 120L249 122H251V121H253V122H255V120L257 119V117ZM37 117V116H36ZM38 117H42V115H40V116H38ZM77 117V116H76ZM173 117V116H172ZM227 117V116H226ZM225 117V118H226ZM243 117V116H242ZM242 117H239V118H242ZM1 118V117H0ZM8 118V117H7ZM7 118H6V120H7ZM44 118V117H43ZM66 118V117H65ZM65 118H63V120L65 119ZM68 118H70V116L68 115ZM74 118V117H73ZM73 118L71 117V119L72 120H68V119H66V120H64L63 121V124H62V126L64 125V128H63V130H65L66 132H68L67 131V129H69V128H72V126H74L77 122H76V119H74L73 120ZM151 118V117H150ZM185 118V117H184ZM244 118V117H243ZM262 118V117H261ZM9 119H10V116H9ZM17 119V118H16ZM39 119V118H38ZM187 119V118H186ZM245 119V118H244ZM5 120V121H6ZM11 120V119H10ZM9 120V121H10ZM41 120V119H40ZM60 120V119H59ZM222 120V119H221ZM237 120H239V119H237ZM246 120V119H245ZM1 121H2V119H1ZM8 121V120H7ZM43 121V120H42ZM46 121V120H45ZM78 121V120H77ZM142 121V120H141ZM233 121V120H232ZM235 121V120H234ZM242 121V120H241ZM17 122V121H16ZM52 122V121H51ZM54 122H56L55 120H54ZM62 122V121H61ZM60 122V123H61ZM84 122V123H85ZM144 122V121H143ZM182 122V121H181ZM214 122V121H213ZM219 122H220V120H219ZM237 122V121H236ZM236 122H235V124H236ZM238 122H240V121H238ZM1 123H3V125H4V121L3 122H1ZM8 123V122H7ZM11 122H9V124H10ZM46 123H48V122H46ZM50 123V122H49ZM60 123H59V125H60ZM92 123V122H91ZM96 123V122H95ZM98 123V122H97ZM96 123V124H97ZM184 123H185V121H184ZM211 123V122H210ZM252 123V122H251ZM6 124V123H5ZM8 124V125H9ZM45 124V123H44ZM53 124V123H52ZM52 124H49V125H52ZM57 124V123H56ZM99 124V123H98ZM153 123H151V125H152ZM181 124V123H180ZM213 124V123H212ZM223 124V123H222ZM230 124V123H229ZM240 124V123H239ZM48 125V124H47ZM55 125V124H54ZM84 125V124H83ZM92 125V124H91ZM150 125V126H151ZM158 125V124H157ZM232 125H233V123H232ZM10 126H11V124H10ZM10 126H8L7 128H9ZM53 126V125H52ZM80 126V125H79ZM79 126L77 125V127L79 128ZM85 126V125H84ZM94 126V125H93ZM149 126V125H148ZM158 126H160V125H158ZM213 126V125H212ZM220 126V125H219ZM222 126V125H221ZM226 126V125H225ZM231 126V125H230ZM233 126H235V125H233ZM237 126V125H236ZM5 127H6V125H5ZM13 127V126H12ZM12 127H10V129L12 128ZM17 127V126H16ZM19 127V126H18ZM54 127V126H53ZM89 127V126H88ZM190 127H192V126H190ZM1 128V127H0ZM6 128V129H7ZM85 128V127H84ZM97 128H99V127H97ZM162 128V127H161ZM183 128V127H182ZM218 128V127H217ZM234 128V127H233ZM232 128V129H233ZM5 129V130H6ZM54 129H55V127H54ZM61 129H62V127H61ZM80 129V128H79ZM90 129V128H89ZM230 129V128H229ZM262 129V128H261ZM261 129H260V131H261ZM3 130V129H2ZM1 130V131H2ZM15 130V129H14ZM62 130V131H63ZM85 131L84 129H81V131ZM99 130V129H98ZM147 130V129H146ZM216 130V129H215ZM7 131V130H6ZM60 131V130H59ZM87 131V130H86ZM92 131V130H91ZM103 131V130H102ZM103 131V132H104ZM117 131V130H116ZM148 131V130H147ZM147 131H146V133H147ZM158 131H159V129H158ZM242 131V130H241ZM259 131V130H258ZM4 131H2V133H3ZM17 132V131H16ZM73 132V131H72ZM89 132V131H88ZM101 132V131H100ZM152 132V131H151ZM186 132V131H185ZM185 132H184V134H185ZM189 133H190V131H188ZM192 132V131H191ZM240 132V131H239ZM1 133V132H0ZM14 133V132H13ZM18 133V132H17ZM64 133V132H63ZM75 133V132H74ZM99 133V132H98ZM124 133V132H123ZM148 133H149V131H148ZM196 133V132H195ZM7 134V133H6ZM15 134V133H14ZM20 134V133H19ZM19 134H15V136H17V135H19ZM22 134V133H21ZM65 134H67V133H65ZM86 134H89V133H86ZM110 134V133H109ZM120 134H122V133H120ZM127 134V133H126ZM145 134V133H144ZM159 134V133H158ZM157 134V136H159ZM216 134V133H215ZM226 134V133H225ZM244 134V133H243ZM48 135V134H47ZM49 135H50V133H49ZM83 135V134H82ZM161 135V134H160ZM190 135V134H189ZM214 135V134H213ZM234 135V134H233ZM241 135V134H240ZM5 136V135H4ZM46 136V135H45ZM61 136H62V133H61ZM73 136V135H72ZM116 136V135H115ZM118 136V135H117ZM216 136V135H215ZM223 136V135H222ZM3 137V136H2ZM7 137V136H6ZM12 137V136H11ZM18 137V136H17ZM47 137V136H46ZM46 137H44V138H46ZM52 137V136H51ZM58 137V136H57ZM56 137V138H57ZM80 137V136H79ZM85 137V136H84ZM155 136H151L150 135V137L149 138H147L146 137V140H145V143L146 144H150V143H152L151 145L152 146H154V143H156L155 142V138H154ZM161 137V136H160ZM217 137V136H216ZM238 137V136H237ZM241 137V136H240ZM254 138H255V136H253ZM0 138H1V136H0ZM15 138V137H14ZM56 138H54V140L56 139ZM61 138V137H60ZM76 138H78V137H76ZM246 138V137H245ZM8 139V138H7ZM13 139V138H12ZM18 138H16V140H17ZM47 139H48V137H47ZM58 139V138H57ZM72 139V138H71ZM74 139V138H73ZM72 139V140H73ZM126 139V138H125ZM135 139V138H134ZM158 139V138H157ZM156 139V140H157ZM208 139V138H207ZM244 139V138H243ZM256 139V138H255ZM20 140V139H19ZM43 140V139H42ZM41 140V141H42ZM83 140V139H82ZM131 140V139H130ZM143 140V139H142ZM141 140V141H142ZM160 140V139H159ZM209 140H211V139H209ZM218 140V139H217ZM216 140V141H217ZM224 140V139H223ZM7 141V140H6ZM5 141V142H6ZM10 141H12V140H10ZM13 141H15V140H13ZM48 141H49V139H48ZM48 141H46V142H48ZM64 141V140H63ZM107 141V140H106ZM125 141V140H124ZM129 141V140H128ZM134 141V140H133ZM140 141V140H139ZM161 141V140H160ZM164 141V140H163ZM212 141V140H211ZM219 141V140H218ZM225 141V140H224ZM17 142V141H16ZM20 142V141H19ZM23 142V141H22ZM21 142V143H22ZM50 142V141H49ZM48 142V144L50 145V143ZM54 142V141H53ZM56 142V141H55ZM59 142H61V141H59ZM59 142H56V143H52V144H54V147L55 146H57V145H55V144H58ZM78 142V141H77ZM108 142V141H107ZM158 142V141H157ZM199 142V141H198ZM262 142H264V137H263V141ZM8 143H9V141H8ZM7 143V144H8ZM11 143V142H10ZM45 143V142H44ZM73 143V142H72ZM71 143V144H72ZM159 143H162V142H159ZM224 143V142H223ZM225 143H227V142H225ZM224 143V144H225ZM240 143V142H239ZM245 143V142H244ZM257 143H258V141H257ZM4 145H5V143H3ZM42 144V143H41ZM52 144H51V146H52ZM65 144H66V142H65ZM71 144H69V146L71 145ZM77 144V143H76ZM128 144V143H127ZM208 144V143H207ZM207 144H206V146H207ZM232 144V143H231ZM256 144V143H255ZM15 144H13V146H14ZM20 145V144H19ZM46 145V144H45ZM74 145V144H73ZM114 145V144H113ZM131 145V144H130ZM135 145H137V144H135ZM161 145V144H160ZM199 145V144H198ZM216 145V144H215ZM226 145V144H225ZM17 146V145H16ZM21 146V145H20ZM42 146V145H41ZM50 146V147H51ZM60 146V145H59ZM58 146V147H59ZM62 146V145H61ZM66 146V145H65ZM68 146V147H69ZM72 146V145H71ZM82 146H84L83 144H82ZM114 146H116V145H114ZM143 146V145H142ZM157 146V145H156ZM163 146V145H162ZM205 146V147H206ZM212 146V145H211ZM7 147V146H6ZM8 147H9V145H8ZM11 147V146H10ZM49 147V146H48ZM68 147H67V149H68ZM73 147V146H72ZM72 147H70L69 149H71ZM77 147V146H76ZM75 147V148H76ZM144 147V146H143ZM148 147V146H147ZM161 147V146H160ZM229 147H230V145H229ZM13 148V147H12ZM56 148V147H55ZM60 148V147H59ZM87 148V147H86ZM109 148H111V147H109ZM118 149H119V147H117ZM133 148V147H132ZM136 148V147H135ZM211 148V147H210ZM219 148H221V146L219 147ZM239 148V147H238ZM4 149H5V146H4ZM7 149V148H6ZM9 149V148H8ZM11 149V148H10ZM14 149V148H13ZM18 149V148H17ZM61 149V148H60ZM64 149V148H63ZM67 150L68 152L70 151V150ZM72 149H74V148H72ZM92 149V148H91ZM218 149V148H217ZM216 149V150H217ZM230 149V148H229ZM41 150V149H40ZM50 150H51V148H50ZM55 150V149H54ZM57 150V149H56ZM138 150H139V148H138ZM192 150H193V148H192ZM199 150V149H198ZM209 150V149H208ZM207 150V151H208ZM220 149H218V151H219ZM234 150V149H233ZM258 150V149H257ZM5 151H7V150H5ZM16 151V150H15ZM19 151H21V150H19ZM84 151V150H83ZM87 151V150H86ZM104 151V150H103ZM131 151V150H130ZM195 151V150H194ZM231 151V150H230ZM261 151V150H260ZM9 152V151H8ZM44 152V151H43ZM56 152H60V151H56ZM93 152H95V151H93ZM115 152V151H114ZM134 152V151H133ZM132 152V153H133ZM151 152H152V154L155 156V155H159V152L156 150L155 151V149H153V148H151ZM188 152V151H187ZM186 152V153H187ZM210 152V151H209ZM7 153V152H6ZM10 153H11V151H10ZM13 153V152H12ZM45 153V152H44ZM47 153V152H46ZM96 153V152H95ZM117 153V152H116ZM119 153H120V151H119ZM124 153V152H123ZM122 153V154H123ZM127 153V152H126ZM166 153V152H165ZM164 153V154H165ZM208 153V152H207ZM225 153V152H224ZM229 153V152H228ZM19 154V153H18ZM91 154H92V152H91ZM113 154V153H112ZM128 154V153H127ZM144 154V153H143ZM188 154V153H187ZM186 154V155H187ZM198 154V153H197ZM213 154V153H212ZM217 154V153H216ZM232 154V153H231ZM15 154L13 153V156H14ZM65 155H66V153H65ZM78 155V154H77ZM82 155V154H81ZM96 155V154H95ZM108 155V154H107ZM118 155V154H117ZM125 155V154H124ZM141 155V154H140ZM199 155V154H198ZM205 155V154H204ZM211 155V154H210ZM218 155V154H217ZM216 155V158L218 157ZM243 155V154H242ZM13 156H10V159H11V157H13ZM46 156V155H45ZM62 156V155H61ZM68 156V155H67ZM66 156V157H67ZM73 156V155H72ZM127 156H129V155H127ZM132 156V155H131ZM188 156H190V155H188ZM192 156H194V155H192ZM202 156V155H201ZM206 156V159H208V154L207 155H205ZM227 156V155H226ZM233 156V155H232ZM234 156H235V154H234ZM233 156V157H234ZM15 157H18V156H15ZM60 157V156H59ZM111 157V156H110ZM110 157H106V162L105 163H103V164H101L100 165V168H99V170H98V174L96 175V177H98V178H104V177H106L107 175H109V174H114V172L113 171H111V167L113 166V160L110 158ZM123 157V156H122ZM125 157V156H124ZM137 157V156H136ZM135 157V158H136ZM141 157V156H140ZM191 157V156H190ZM194 157H196V156H194ZM203 157V156H202ZM202 157H201V159H202ZM241 157V156H240ZM72 158V157H71ZM119 158H120V156H119ZM144 158V157H143ZM209 158H211V156L209 157ZM228 158V157H227ZM262 158V157H261ZM10 159H8L9 161H10ZM64 159V158H63ZM66 159V158H65ZM73 159V158H72ZM97 159H99V158H97ZM118 159V158H117ZM178 159H177V162H178ZM184 159V160H183ZM205 159V160H206ZM16 160V159H15ZM59 160H60V158H59ZM126 160V159H125ZM132 160V159H131ZM157 160V159H156ZM194 160V159H193ZM202 160H204V159H202ZM201 160V161H202ZM211 160V159H210ZM212 160H214V159H212ZM211 160V161H212ZM228 160V159H227ZM258 160H260V159H258ZM19 161V160H18ZM66 161H68V160H66ZM66 161H64V162H66ZM97 161V160H96ZM157 161H159V160H157ZM186 161V162H187ZM195 161H197L196 159H195ZM207 162H208V160H206ZM205 161V162H206ZM216 161H218V160H216ZM251 161V160H250ZM12 162V161H11ZM16 162H17V160H16ZM59 162V161H58ZM57 162V163H58ZM150 162V161H149ZM176 162V163H177ZM194 161H191V164H194L193 163ZM203 162V161H202ZM201 162V163H202ZM6 163V162H5ZM9 163V162H8ZM15 163V162H14ZM13 163V164H14ZM18 163V162H17ZM132 163H134V162H132ZM136 163V162H135ZM164 163V162H163ZM197 163H199V161L197 162ZM214 163V161H212V164ZM218 164L220 163L219 161L217 162ZM248 163V162H247ZM260 163V162H259ZM7 164V163H6ZM16 164V163H15ZM146 164V163H145ZM156 164V163H155ZM159 164V163H158ZM184 164V165H183ZM182 164V166L180 165V168L181 167H184L185 166V168H187L186 166L187 165H189V162H187L186 164H185V162ZM216 164V163H215ZM229 164V163H228ZM251 164H252V162H251ZM17 165V164H16ZM59 165V164H58ZM61 165V164H60ZM59 165V166H60ZM99 165V164H98ZM125 165V164H124ZM167 165V164H166ZM174 165V164H173ZM172 165V166H173ZM205 165V164H204ZM226 165V164H225ZM225 165H222L221 164V166H223V167H221V168H213V169H216L215 170V172L214 171H212L213 173H212V178L210 179V178H208L209 179V181L206 183L205 182V185H202L201 186V184H199V185H196V186H189V187H186V186H184V185H180L181 187L182 186H184L185 188H182L181 189V191L182 192H184L186 195H187V201L188 200H191V201H193V202H195L196 200L195 199H200L201 197H205V195L207 194V193H210V192H216V191H221V189H226L227 190V188H229V191H230V189H236L237 187H238V185H239V183H240V180L239 179H234L233 181H231V179L228 177L229 176V171L227 172L226 171V168L224 167ZM247 165H249V164H247ZM7 166H10V165H7ZM6 166V167H7ZM153 166V165H152ZM168 166V165H167ZM171 166V165H170ZM194 166V165H193ZM193 166H192V168L191 169H193ZM197 166H198V164H197ZM206 166V165H205ZM220 165H218V167H219ZM231 166V165H230ZM115 167V166H114ZM163 167V166H162ZM202 167V166H201ZM204 167V166H203ZM207 167V166H206ZM209 167V166H208ZM208 167H207V169H208ZM210 167H211V165H210ZM213 167H215L214 165H213ZM226 167H229L228 165L226 166ZM232 167V166H231ZM4 168V167H3ZM151 168V167H150ZM169 168H171L172 169V167H169ZM177 168V167H176ZM178 168H179V165H178ZM189 168V167H188ZM187 168V169H188ZM194 168H195V166H194ZM205 168V167H204ZM6 169V168H5ZM9 168H7V170H8ZM13 169V168H12ZM65 169V168H64ZM168 169V168H167ZM166 169V170H167ZM190 169V168H189ZM196 169V168H195ZM197 169H200V172H201V168H198L197 167ZM203 169V168H202ZM232 168H230V170H231ZM22 170V169H21ZM122 170V169H121ZM163 170H165V169H163ZM209 170H210V168H209ZM11 171V170H10ZM97 171V170H96ZM117 171H120V170H116V172ZM152 171V172H151ZM150 171V174H149V176L148 175H146V173H145V171H143V172H141L140 173V175L136 178V179H133L132 181H133V183H131L132 181L130 180V183L131 184H133V185H130V186H132L131 188H129V187H127L128 189H129V191L127 192V194L125 195V193H124V195H125V197L124 198H122V200L121 201H119V202H116V204L114 205V207H112V205L114 204H112L111 205V208H114V209H118L120 212H127V211H129L130 212V210H132L133 208H136V206H135V196H137V195H140V193L141 192H144V191H148V189H150L151 188V184L152 183H154L155 182V179H156V176L158 177V175L157 174H159V173H155L154 171H153V169ZM167 171H169V170H167ZM166 171V172H167ZM177 171V170H176ZM195 170H193V172H194ZM208 171V170H207ZM241 171V170H240ZM263 171V169H258V168H252L251 169V171H250V173L252 174V173H254V172H262ZM8 172V171H7ZM115 172V173H116ZM122 172V171H121ZM149 172V171H148ZM181 172V171H180ZM183 172V171H182ZM181 172V173H182ZM198 172H199V170H198ZM230 172H232V171H230ZM246 172V171H245ZM97 173V172H96ZM118 173V172H117ZM124 173V172H123ZM160 173H161V171H160ZM184 173V172H183ZM205 173V172H204ZM204 173H202V174H204ZM207 173V172H206ZM209 173H210V171H209ZM241 173V172H240ZM120 174V173H119ZM125 174V173H124ZM163 174V173H162ZM161 174V175H162ZM172 174V173H171ZM208 174V173H207ZM206 174V175H207ZM211 174V173H210ZM18 175V174H17ZM16 175V176H17ZM93 175H94V173H93ZM92 175V176H93ZM118 175V174H117ZM123 175V174H122ZM137 175V174H136ZM160 175V176H161ZM232 175V174H231ZM246 175V174H245ZM15 176V175H14ZM64 176V175H63ZM89 176H91V174L89 175L88 174V177ZM115 176V175H114ZM126 176V175H125ZM135 176V175H134ZM163 176H164V174H163ZM170 176V175H169ZM189 176V175H188ZM187 176V177H188ZM199 176V175H198ZM205 176V175H204ZM202 176V175H200V177H203V178H207V176ZM10 177L12 178V176L10 175ZM59 177V176H58ZM70 177V176H69ZM133 177V176H132ZM172 177V176H171ZM171 177L169 178V179H171ZM178 177V176H177ZM186 177V176H185ZM185 177H184V179H185ZM232 177V176H231ZM248 177V176H247ZM254 177V176H253ZM5 178V177H4ZM19 178V177H18ZM90 178V177H89ZM131 178V177H130ZM191 178V177H190ZM189 178V179H190ZM194 178H196V176H194ZM205 178V179H206ZM168 179V180H169ZM173 179V178H172ZM176 179V178H175ZM184 179H182V182H184L183 180ZM207 179V180H208ZM254 179H256V178H254ZM261 179V178H260ZM18 180V179H17ZM168 180H166V181H168ZM186 180H187V178H186ZM186 180H185V184L186 183H188V182H186ZM192 180H193V178H192ZM191 180V181H192ZM200 179H198V181H199ZM202 180V179H201ZM258 180H259V178H258ZM171 181V180H170ZM196 181V180H195ZM194 181V182H195ZM19 181H17V183H18ZM177 182V181H176ZM175 182V183H176ZM178 182H180L179 180H178ZM203 183H204V181H202ZM253 182V181H252ZM4 183V182H3ZM10 183V182H9ZM13 183V182H12ZM20 183V182H19ZM62 183V182H61ZM129 183V182H128ZM170 183V182H169ZM168 183V184H169ZM192 183V182H191ZM195 183H197V182H195ZM245 183V182H244ZM24 184V183H23ZM58 184V183H57ZM177 184V183H176ZM180 184V183H179ZM179 184H177V185H179ZM7 185V184H6ZM10 185V184H9ZM169 185H171V184H169ZM168 185V186H169ZM173 185V184H172ZM175 185V184H174ZM262 185V184H261ZM179 186V187H180ZM187 186H188V184H187ZM248 186V185H247ZM4 187H5V185H4ZM61 187V186H60ZM250 187V186H249ZM254 187V186H253ZM260 187V186H259ZM76 188V187H75ZM126 188V189H127ZM241 188H243V187H241ZM261 188V187H260ZM174 189V188H173ZM176 189V188H175ZM258 189V188H257ZM262 189V188H261ZM58 190V189H57ZM65 190V189H64ZM170 190H172V189H170ZM177 190H179V189H176V191ZM225 190V191H226ZM237 190V189H236ZM241 190V189H240ZM67 191V190H66ZM77 191V190H76ZM168 191V190H167ZM175 191V190H174ZM6 192V191H5ZM96 192V191H95ZM123 192V191H122ZM170 192V191H169ZM235 192V191H234ZM239 192V191H238ZM258 192V191H257ZM264 192V191H263ZM146 193V192H145ZM177 193V192H176ZM259 193V192H258ZM93 194V193H92ZM97 194V193H96ZM101 194V193H100ZM104 194H108V193H104ZM143 194V193H142ZM166 194V193H165ZM178 194V193H177ZM218 194V193H217ZM226 194V193H225ZM230 194V193H229ZM7 195V194H6ZM69 195V194H68ZM109 195V194H108ZM147 195V194H146ZM213 195V194H212ZM58 196V195H57ZM79 196H80V194H79ZM115 196H117V195H115ZM223 196V195H222ZM101 197V196H100ZM110 197H112V196H110ZM118 197V196H117ZM122 197V196H121ZM154 197V196H153ZM231 197V196H230ZM229 197V198H230ZM7 198V197H6ZM5 198V199H6ZM57 198V197H56ZM82 198V197H81ZM80 198V199H81ZM99 198V197H98ZM52 199H53V197H52ZM64 199V198H63ZM84 199V198H83ZM102 199V198H101ZM117 199V198H116ZM115 199V200H116ZM119 199V198H118ZM121 199V198H120ZM119 199V200H120ZM158 199H161V198H158ZM158 199H156V201H154V202H159V200ZM173 200H175L174 198H172ZM170 200V198H165L164 197V199L162 200V201H164V202H168V203H171V204H173V200ZM246 199V198H245ZM245 199H244V201H245ZM258 199V198H257ZM99 200V199H98ZM108 200V199H107ZM112 200V199H111ZM142 200V199H141ZM222 200V199H221ZM238 200V199H237ZM247 200V199H246ZM1 201V200H0ZM7 201V200H6ZM9 201V200H8ZM79 201V200H78ZM77 201V202H78ZM87 201V200H86ZM97 201V200H96ZM100 201V200H99ZM99 201H97V202H99ZM105 201H106V199H105ZM105 201L103 200V202L105 203ZM113 201V200H112ZM112 201H110L111 203H112ZM243 201V202H244ZM47 202V201H46ZM76 202V201H75ZM84 202V201H83ZM94 202V201H93ZM108 201H106V203H107ZM138 202V201H137ZM153 202V203H154ZM247 202V201H246ZM69 203V202H68ZM105 203V204H106ZM151 203V202H150ZM149 203V204H150ZM153 203H152V205H153ZM224 203H226V202H224ZM223 203V204H224ZM241 203H242V201H241ZM245 203V202H244ZM252 203V202H251ZM258 203H260V204H262V203H264V193L259 197V199H258ZM43 204V203H42ZM75 204V203H74ZM73 204V205H74ZM93 204V203H92ZM91 204V205H92ZM102 204V203H101ZM138 204H140V201H139V203ZM137 204V205H138ZM159 204V203H158ZM161 204V203H160ZM157 205L158 206V209H153L152 208V210H149L148 212H145V213H143V212H141L142 213V216L140 215V208H137V210H135V211H133V213L135 214V215H137L139 218H141V217H143L144 219V221L146 222V223H148L150 226H152V227H154V228H157L158 226H161V225H163V221H164V216H166V213H167V215H170L171 216V218L169 219V226L168 227H170V228H172V229H174L175 230V232H180L181 230V228H179V227H177L176 226V221H175V219L173 218V216L170 214V213H168L169 212V210H165V209H163L164 207H162L163 205L161 204V205ZM165 204V203H164ZM41 205V204H40ZM45 205V204H44ZM56 205V204H55ZM58 205V204H57ZM63 205V204H62ZM72 205V206H73ZM78 205V204H77ZM85 205L88 207V204L85 202ZM96 205V204H95ZM155 205V204H154ZM166 205V204H165ZM217 205V204H216ZM215 205V206H216ZM89 206H90V204H89ZM97 206V205H96ZM98 206H100L99 204H98ZM144 206V205H143ZM172 206V205H171ZM200 206V205H199ZM210 206H212V205H210ZM218 206V205H217ZM216 206V207H217ZM222 206H224V205H222ZM231 206H233V205H231ZM255 206V205H254ZM7 207V206H6ZM8 207H9V205H8ZM61 206H59V208H60ZM80 207V206H79ZM102 207V206H101ZM148 207V206H147ZM197 207V206H196ZM219 207V206H218ZM217 207V208H218ZM263 207V206H262ZM64 208V207H63ZM81 208V207H80ZM84 209H85V207H83ZM102 208H104V207H102ZM145 208V207H144ZM150 208V207H149ZM157 208V207H156ZM227 208H229L228 206H227ZM245 208H248V209H253V206L252 205H245ZM261 208V207H260ZM40 209V208H39ZM65 209H66V205H65ZM68 209V208H67ZM70 209H71V207H70ZM82 209V208H81ZM93 209H96V208H93ZM93 209L91 210V211H93ZM107 209V208H106ZM110 209V208H109ZM114 209L112 210V209H110V210H112V211H114ZM196 209H199V208H196ZM57 210V209H56ZM69 210V209H68ZM212 210H213V207H212ZM221 210H222V208H221ZM224 210V209H223ZM229 210V209H228ZM246 210V209H245ZM244 210V211H245ZM53 211H55V210H53ZM96 211H98V210H96ZM103 211H104V209H103ZM102 211V212H103ZM112 211H111V213H112ZM145 211H146V209H145ZM166 211V212H165ZM227 211V210H226ZM231 211V210H230ZM260 211V210H259ZM60 212V211H59ZM64 212V211H63ZM76 212H78V211H76ZM109 212V211H108ZM192 212V211H191ZM193 212H194V210H193ZM215 212H216V210H215ZM224 212V211H223ZM249 212V211H248ZM3 213V212H2ZM39 213V212H38ZM47 213V212H46ZM70 213V212H69ZM106 212L104 211L102 214H105ZM110 213V214H111ZM114 213V212H113ZM117 213V212H116ZM236 213V216L238 217V218H241L242 216H243V212H242V210H239V208H238V211L237 212H235ZM258 213V212H257ZM36 214V213H35ZM40 214V213H39ZM60 214V213H59ZM86 214V213H85ZM92 214H95V213H92ZM101 214V215H102ZM119 214H121V213H119ZM131 214V213H130ZM133 214V215H134ZM165 214V215H164ZM176 214V213H175ZM182 214V212L181 213H179L178 212V215H181ZM196 214V213H195ZM217 214V213H216ZM43 215V214H42ZM52 215H53V213H52ZM96 215V214H95ZM94 215V216H95ZM125 215V214H124ZM129 215V214H128ZM134 215V217H136ZM192 215V214H191ZM190 215V216H191ZM193 215H194V213H193ZM201 215V214H200ZM256 215V214H255ZM263 215H264V213H263ZM56 216V215H55ZM58 216V215H57ZM60 216V215H59ZM78 216V215H77ZM80 216V215H79ZM104 216V215H103ZM117 216H119V215H117ZM204 216H205V214H204ZM260 216V215H259ZM120 217H122V214H121V216ZM125 217H127L126 215H125ZM185 217H186V215H185ZM184 217V218H185ZM207 217V216H206ZM218 217V216H217ZM53 218V217H52ZM58 218V217H57ZM72 219H73V217H71ZM77 218V217H76ZM97 218V217H96ZM128 218V217H127ZM166 218V217H165ZM186 218H188V216L186 217ZM198 218H200V217H198ZM250 218V217H249ZM49 219H50V217H49ZM67 219V218H66ZM78 219V218H77ZM105 219H107V218H105ZM114 219V218H113ZM118 219V218H117ZM116 219V220H117ZM120 219H122V218H120ZM131 219V218H130ZM182 219V218H181ZM194 219V218H193ZM225 219V218H224ZM234 219H237V218H234ZM255 219V218H254ZM258 219V218H257ZM75 220V219H74ZM108 220H110V219H108ZM126 220V219H125ZM132 220V219H131ZM136 220V219H135ZM138 220V219H137ZM141 222H142V220L141 219H139ZM139 220H138V222H139ZM187 219H185V221H186ZM191 220V219H190ZM197 220V219H196ZM66 221V220H65ZM71 221V220H70ZM82 221V220H81ZM102 221V220H101ZM107 221V220H106ZM193 221V220H192ZM234 221V220H233ZM232 221V222H233ZM258 221V220H257ZM73 222L74 221H72V224H73ZM96 222V221H95ZM98 222H100V221H98ZM103 222V221H102ZM114 222V221H113ZM194 222V221H193ZM198 222H199V220H198ZM230 222V221H229ZM261 222V221H260ZM137 223V222H136ZM183 223H184V221H183ZM185 223H188V222H185ZM253 223V222H252ZM66 224V223H65ZM139 224H140V222H139ZM179 224H182L181 222L179 223ZM225 224V223H224ZM48 225V224H47ZM74 225V224H73ZM109 225V224H108ZM124 225V224H123ZM145 225V224H144ZM246 225V224H245ZM106 226V225H105ZM121 226V225H120ZM143 226V225H142ZM185 226V225H184ZM257 226V225H256ZM31 227V226H30ZM45 227V226H44ZM99 227V226H98ZM108 227V226H107ZM162 227H164V226H162ZM226 227H228V226H226ZM225 227V228H226ZM233 227V226H232ZM259 227V226H258ZM161 228V227H160ZM169 228V229H170ZM186 228V227H185ZM235 228V227H234ZM244 228V227H243ZM260 228V227H259ZM30 229V228H29ZM109 229V231H110V228H108ZM141 229V228H140ZM139 229V230H140ZM148 229V228H147ZM163 229V228H162ZM184 229V228H183ZM195 229V228H194ZM198 229V228H197ZM250 229H251V227H250ZM249 229V230H250ZM262 229V228H261ZM128 230H130L129 228H128ZM154 230H156V229H154ZM188 230V229H187ZM248 230V229H247ZM105 231V230H104ZM131 231H132V229H131ZM161 231V230H160ZM163 231V230H162ZM166 231V230H165ZM165 231H163L162 233H164ZM173 231V230H172ZM186 231V230H185ZM103 232V231H102ZM174 232V231H173ZM182 232V231H181ZM252 232V231H251ZM105 233V232H104ZM136 233V232H135ZM167 233H168V231H167ZM172 233V232H171ZM254 233V232H253ZM111 234V233H110ZM173 234V233H172ZM189 234V233H188ZM188 234H186V235H188ZM190 234H191V232H190ZM189 234V235H190ZM28 235V234H27ZM106 235V234H105ZM107 235H109V234H107ZM115 235V234H114ZM137 235V234H136ZM167 235V234H166ZM175 235V234H174ZM177 235V234H176ZM263 235V234H262ZM26 236V235H25ZM251 236V235H250ZM259 236V235H258ZM30 237V236H29ZM110 237V236H109ZM184 237V236H183ZM182 237V235H181V238H183ZM262 237V236H261ZM260 237V238H261ZM180 238V239H181ZM225 238V237H224ZM249 238V237H248ZM52 239V238H51ZM108 239V238H107ZM114 239V238H113ZM122 239V238H121ZM125 239V238H124ZM144 239V238H143ZM169 239V238H168ZM170 239H171V237H170ZM263 239V238H262ZM55 240V239H54ZM79 240V239H78ZM191 240V239H190ZM250 240V239H249ZM258 240V239H257ZM110 241V240H109ZM114 241V240H113ZM119 241V240H118ZM145 241H147V240H145ZM151 241V240H150ZM153 241V240H152ZM162 241V240H161ZM207 241V240H206ZM235 241V240H234ZM237 241V240H236ZM235 241V242H236ZM241 241V240H240ZM239 241V242H240ZM245 241H248L247 239L245 240ZM55 242V241H54ZM77 242V241H76ZM169 242H170V240H169ZM209 242V241H208ZM235 242H231L232 244H235ZM244 242V241H243ZM249 242V241H248ZM250 242H252V241H250ZM51 243V242H50ZM69 243V242H68ZM93 243H94V241H93ZM107 243V242H106ZM121 243V242H120ZM130 243V242H129ZM147 243V242H146ZM150 243V242H149ZM154 243V242H153ZM166 243V242H165ZM210 243V242H209ZM225 243V242H224ZM229 243V242H228ZM40 244V243H39ZM61 244V243H60ZM60 244H59V246H60ZM77 244V243H76ZM167 244V243H166ZM200 244H202V243H200ZM240 244V243H239ZM246 243H244V245H245ZM248 244V243H247ZM252 244V243H251ZM255 244V243H254ZM253 244V245H254ZM257 244V243H256ZM255 244V245H256ZM94 245H96V244H94ZM151 245V244H150ZM226 245V244H225ZM231 245V244H230ZM235 245H237V244H235ZM45 246V245H44ZM49 246V245H48ZM47 246V247H48ZM54 246H56V245H54ZM58 246V245H57ZM112 246V245H111ZM116 246V245H115ZM114 246V247H115ZM174 246H175V249L176 250H179V251H182L184 254H182V255H179V256H181L179 259L182 261L180 264H229V262H231V264H243V257H241V256H239L236 252H229V251H227V250H221L220 249V247H218L217 246V248H218V250L215 248H213L216 252H213V251H211V255L210 254H201V253H199V254H194L193 253V255H187V253H188V251H189V246H188V244L185 242V241H183L182 239L179 241H176L175 242V244H174ZM239 246V245H238ZM257 246V245H256ZM78 247V246H77ZM105 247V246H104ZM233 247V246H232ZM57 248H60V247H57ZM76 248V247H75ZM102 248V247H101ZM108 248V247H107ZM157 248H160V246L159 247H157ZM224 248H226L225 246H224ZM230 248V247H229ZM235 248V247H234ZM237 249H239V248H241L240 246L239 247H236ZM243 248V247H242ZM241 248V249H242ZM53 249H54V247H53ZM93 249H94V247H93ZM117 249V248H116ZM190 249H193V248H190ZM46 250V249H45ZM81 250V249H80ZM118 250V249H117ZM243 250H245V249H243ZM48 251V250H47ZM46 251V252H47ZM52 251V250H51ZM54 251V250H53ZM234 251V250H233ZM237 251H240V250H237ZM248 251V250H247ZM61 252V251H60ZM80 252H82V251H80ZM103 252V251H102ZM102 252H101V254H102ZM111 252V251H110ZM136 252V251H135ZM203 252V251H202ZM209 252V251H208ZM212 252H213V254H212ZM51 253V252H50ZM119 253V252H118ZM122 253V252H121ZM120 253V254H121ZM133 253V252H132ZM179 253H181V252H178V254ZM191 253V252H190ZM241 253V252H240ZM64 254V253H63ZM99 254H100V252H99ZM100 254V255H101ZM176 254V253H175ZM98 256V257H101V256ZM131 255V254H130ZM138 256V255H137ZM145 256V255H144ZM148 256V255H147ZM65 257V256H64ZM146 257V256H145ZM145 257H143V258H145ZM56 258V257H55ZM106 258H107V256H106ZM119 258V257H118ZM79 259V258H78ZM98 259V258H97ZM101 259H103V256H102V258ZM101 259H100V261H101ZM122 260V259H121ZM120 260V261H121ZM141 260V259H140ZM177 260V259H176ZM175 260V261H176ZM179 260V261H180ZM89 261V260H88ZM99 261V262H100ZM124 261V260H123ZM149 261V260H148ZM147 261V262H148ZM247 261V260H246ZM103 262V261H102ZM107 262V261H106ZM150 262V261H149ZM171 262V261H170ZM247 263V262H246ZM109 264V263H108ZM112 264V263H111ZM130 264V263H129ZM134 264V263H133ZM139 264V263H138ZM179 264V263H178Z\"/></svg>",
    "mask_w": 264,
    "mask_h": 264
}]
</instances>
